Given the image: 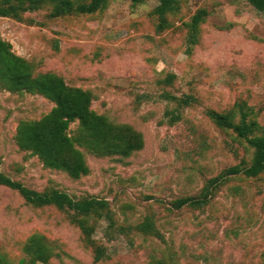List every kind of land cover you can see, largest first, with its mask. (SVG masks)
Instances as JSON below:
<instances>
[{
  "label": "rangeland",
  "instance_id": "1",
  "mask_svg": "<svg viewBox=\"0 0 264 264\" xmlns=\"http://www.w3.org/2000/svg\"><path fill=\"white\" fill-rule=\"evenodd\" d=\"M178 2L163 30L157 0H110L96 13L61 17L46 4L21 19L0 17L2 38L34 75L55 73L90 91L95 112L144 140L129 156L77 146L89 173L75 178L17 142L19 124L40 120L55 102L0 83V172L38 191L106 199L114 218L113 227L91 218L106 249L95 261L71 212L34 206L0 186V253L9 261L26 258L25 244L39 234L52 256L36 264H264V174H228L251 162L253 148L206 114L231 112L238 120L245 111L264 128V11L247 0ZM200 12L192 44L190 23ZM187 95L195 98L190 105L173 99ZM78 129L76 120L69 135ZM181 198L208 202L177 209ZM146 219L164 239L138 229Z\"/></svg>",
  "mask_w": 264,
  "mask_h": 264
},
{
  "label": "trees",
  "instance_id": "2",
  "mask_svg": "<svg viewBox=\"0 0 264 264\" xmlns=\"http://www.w3.org/2000/svg\"><path fill=\"white\" fill-rule=\"evenodd\" d=\"M110 0H0V17L21 19L25 12L52 5V16L61 17L73 14H93L107 7ZM141 3L146 0H132ZM154 13L159 19L158 29L168 25V15L179 8L178 0H157ZM256 10L264 11V0H247ZM204 18L201 12L195 14L190 23V43L197 42L200 24ZM0 83L12 90L38 92L55 102L50 113L40 120L22 121L17 130V142L23 149L39 155L43 162L52 168L68 172L79 178L89 173L84 153L77 146H84L99 156H129L144 146L141 133L126 125H116L91 108L92 94L80 87H72L55 73L34 75L32 65L12 50V44L0 34ZM173 99L178 104L190 105L195 98L191 95ZM194 99V100H193ZM208 117L222 129H230L253 148L251 162L228 169V174H244L258 177L264 174V128L257 120H250L249 114L242 111L238 120L231 112L208 110ZM79 120L78 134L75 138L68 133L70 124ZM0 186L17 190L25 201L37 207L55 206L71 212L72 221L79 226L84 239L94 247L95 261L106 256V249L96 243L93 234L96 222L91 218L105 217L113 225V215L106 199L97 197L74 198L69 193L51 189L38 191L11 176L0 172ZM208 201L194 198H181L175 208L185 206L202 207ZM96 221V220H95ZM113 227V226H112ZM138 229L164 239L154 221L146 219ZM26 258L18 264L46 263L52 256L51 246L39 234L32 235L25 244ZM0 264H15L0 253Z\"/></svg>",
  "mask_w": 264,
  "mask_h": 264
}]
</instances>
